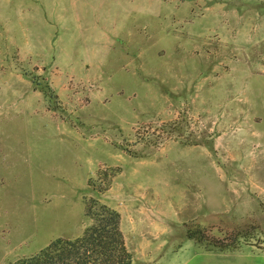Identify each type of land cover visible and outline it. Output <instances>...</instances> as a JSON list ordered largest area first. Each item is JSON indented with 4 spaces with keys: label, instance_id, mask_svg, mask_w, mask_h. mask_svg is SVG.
Returning <instances> with one entry per match:
<instances>
[{
    "label": "rangeland",
    "instance_id": "1",
    "mask_svg": "<svg viewBox=\"0 0 264 264\" xmlns=\"http://www.w3.org/2000/svg\"><path fill=\"white\" fill-rule=\"evenodd\" d=\"M91 200L132 264H264V0H0V264Z\"/></svg>",
    "mask_w": 264,
    "mask_h": 264
},
{
    "label": "trees",
    "instance_id": "2",
    "mask_svg": "<svg viewBox=\"0 0 264 264\" xmlns=\"http://www.w3.org/2000/svg\"><path fill=\"white\" fill-rule=\"evenodd\" d=\"M91 224L73 239L57 238L37 254L10 264H132L117 211L95 200L87 203Z\"/></svg>",
    "mask_w": 264,
    "mask_h": 264
}]
</instances>
